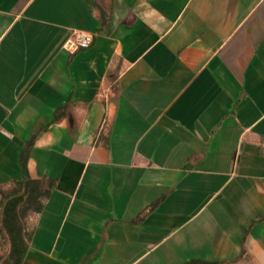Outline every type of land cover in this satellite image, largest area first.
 Here are the masks:
<instances>
[{
  "label": "crops",
  "instance_id": "obj_1",
  "mask_svg": "<svg viewBox=\"0 0 264 264\" xmlns=\"http://www.w3.org/2000/svg\"><path fill=\"white\" fill-rule=\"evenodd\" d=\"M30 139L21 264H264V0H0V185Z\"/></svg>",
  "mask_w": 264,
  "mask_h": 264
},
{
  "label": "trees",
  "instance_id": "obj_2",
  "mask_svg": "<svg viewBox=\"0 0 264 264\" xmlns=\"http://www.w3.org/2000/svg\"><path fill=\"white\" fill-rule=\"evenodd\" d=\"M32 140H27L18 153V163L21 173L19 180L13 182L10 188L0 190V233L6 238L8 244L7 254L2 264H21L27 248L29 231L22 220V211L38 212L42 201L47 197L51 180L47 182L44 190H39L40 180L30 177L26 169L27 150ZM20 209H22L21 212ZM184 264H217L216 262H203L190 260Z\"/></svg>",
  "mask_w": 264,
  "mask_h": 264
},
{
  "label": "rangeland",
  "instance_id": "obj_3",
  "mask_svg": "<svg viewBox=\"0 0 264 264\" xmlns=\"http://www.w3.org/2000/svg\"><path fill=\"white\" fill-rule=\"evenodd\" d=\"M41 171L39 170H34L33 171V175H38L40 176ZM42 181L40 182V187L39 190H44L46 187V180L45 179H41ZM12 184L9 185H0V190H6L8 188H10ZM22 209H20L19 212H21ZM33 213V212H32ZM32 213L31 212H24V210L22 211V222L25 225L26 229H29V227L31 226V222H32ZM7 250H8V244L6 241V238L2 236V234L0 233V264H2L3 259L5 258V255L7 254Z\"/></svg>",
  "mask_w": 264,
  "mask_h": 264
},
{
  "label": "built area",
  "instance_id": "obj_4",
  "mask_svg": "<svg viewBox=\"0 0 264 264\" xmlns=\"http://www.w3.org/2000/svg\"><path fill=\"white\" fill-rule=\"evenodd\" d=\"M91 41L92 36L90 33L82 30H71L69 36L63 42L62 47L67 51H74L88 47Z\"/></svg>",
  "mask_w": 264,
  "mask_h": 264
}]
</instances>
